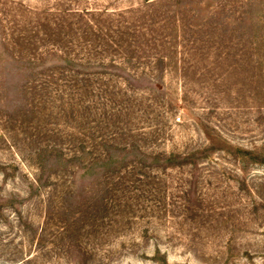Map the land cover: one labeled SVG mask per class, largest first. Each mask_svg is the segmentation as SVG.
<instances>
[{
	"label": "rangeland",
	"instance_id": "rangeland-1",
	"mask_svg": "<svg viewBox=\"0 0 264 264\" xmlns=\"http://www.w3.org/2000/svg\"><path fill=\"white\" fill-rule=\"evenodd\" d=\"M0 264H264V0H0Z\"/></svg>",
	"mask_w": 264,
	"mask_h": 264
}]
</instances>
